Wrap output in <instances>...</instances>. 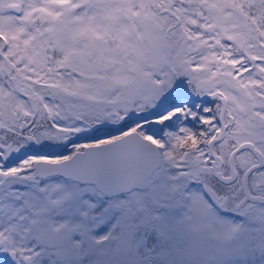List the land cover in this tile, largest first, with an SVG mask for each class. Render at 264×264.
I'll return each mask as SVG.
<instances>
[{
    "label": "snow or ice",
    "instance_id": "snow-or-ice-1",
    "mask_svg": "<svg viewBox=\"0 0 264 264\" xmlns=\"http://www.w3.org/2000/svg\"><path fill=\"white\" fill-rule=\"evenodd\" d=\"M0 264H264V0H0Z\"/></svg>",
    "mask_w": 264,
    "mask_h": 264
}]
</instances>
